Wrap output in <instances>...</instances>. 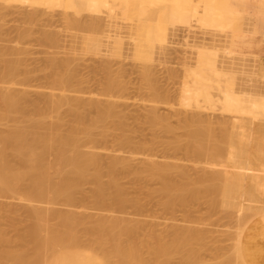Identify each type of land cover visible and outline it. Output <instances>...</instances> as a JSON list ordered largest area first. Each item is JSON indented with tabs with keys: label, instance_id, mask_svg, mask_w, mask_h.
<instances>
[{
	"label": "rangeland",
	"instance_id": "1",
	"mask_svg": "<svg viewBox=\"0 0 264 264\" xmlns=\"http://www.w3.org/2000/svg\"><path fill=\"white\" fill-rule=\"evenodd\" d=\"M194 1L192 9L202 11L204 0ZM217 1L220 4L222 0H214V8L221 12L220 24L216 28L206 27L211 28L210 31L201 29L198 22L191 21L190 27V24L180 20L175 22L177 25L168 24L165 14L167 15L173 7L171 0L153 1L150 4L152 14L149 20L141 18L148 4L147 0H117L120 8H113L115 11L119 10L114 15L111 14V18L107 16L109 5L102 7L100 12L78 8V13H74L65 0H57L54 5L46 6L0 0V73L5 71L6 61H18V72L13 79L11 90L24 94L23 102L26 107L25 114H12L0 120V132L11 128L15 123L22 124L27 117L35 116L36 106L44 112L46 121L55 123L59 130L65 133L75 121L80 120L88 124L97 115L98 109L89 104L90 101H98L100 107L112 103L115 115L111 116L110 120L107 118V121L98 123L91 129V134L89 131L86 133L88 135L79 132L78 143L83 146L82 149L94 145L99 152L102 169L99 183L104 186V198L114 202L118 189L125 196L121 208L115 204L100 206L94 183L89 180H83L80 188L73 192L74 201L70 206L60 197L53 205L47 203L46 197L28 203L20 200L18 193L0 190V230L7 239L4 245H15L18 242V234L35 221L30 212L31 208L46 213L47 208L52 206L48 216L50 224L61 227L63 222H68L78 236L83 234L86 227H94L101 222L111 232L126 230L128 234H134L135 238L146 240L144 242L152 247L169 245L170 251L167 249L168 254L165 256L168 264H221L226 259L235 263L230 246L238 225L227 217L234 215L231 209L227 210L223 206L214 208L205 198L186 203H166L163 195L157 191L160 185L158 180L149 178L148 172L142 170L145 165L142 161L147 154L159 162L178 163L186 169L190 179L208 174L210 170L215 169L214 166L217 170L224 166L233 170H236L237 165L246 166L247 160L231 164L224 158L220 163L222 165L216 164L217 166L213 165L215 162L211 157L205 156L195 161L191 155L187 157L183 148L170 145L176 138L184 145L185 128L181 125L186 123L184 120L189 121L187 119L198 115L202 120L200 126L209 128L227 151L239 149L238 151L241 150L247 155L246 151L251 150V144L261 136L258 130L260 128L257 127L259 122L264 123V120H261L264 115L260 117L261 114L259 116L257 113L255 118L251 117V113L239 115L224 103L220 104L222 94L216 85L224 88L231 79L232 84L229 83V86L232 85L230 88L233 94L248 97H243L247 98L246 107L255 97H264V33L261 34L257 29V17L264 19V0H224L231 10L220 7ZM128 4L132 8H129ZM135 6L136 9L133 8ZM186 12L187 9L183 6V14ZM93 17H96V20L92 19ZM71 18L74 21L77 18L78 25L71 24ZM90 18L94 22L98 20L100 26L89 25L93 22ZM155 27L165 28L167 36L162 46L153 37L146 36V30L153 32ZM145 40L147 46L140 49L139 42L144 43ZM96 41L101 44L100 50L88 49V43ZM201 47L206 49L198 51ZM210 47L218 49L216 63L219 65V72H223V75L220 74L221 77L217 78L218 82L210 77L208 82L205 81L209 93L212 94L211 104L201 102L200 110L181 105L180 90L185 85L193 84L194 73L201 72L198 52H212ZM59 72L66 74L65 79L68 82L63 97L78 98L87 102L80 105L77 113L69 110L68 103L61 105L57 110L48 106L50 92L57 90L53 80ZM2 80L6 81L8 78ZM108 80H112L115 85L106 93L104 87ZM192 86L194 85L190 87ZM151 112L165 116L166 122L173 128L172 132L166 133L162 130L163 127H160L161 124L152 127L148 121ZM57 115L60 117L58 120ZM191 116L193 117L190 118ZM256 118H260V121L255 120ZM224 129H229L233 141L226 143L228 140L220 138ZM116 153L128 159L130 168L127 165L123 168L117 166L115 172L106 170L110 159ZM47 159L51 161L53 156L49 155ZM8 161L11 165L18 166L16 157H9ZM87 174H92V171ZM180 176V172H173L169 179L177 182L181 180ZM112 179H115L117 186L109 185ZM192 185L194 184H191V187ZM193 187V190H197L202 189L204 185L198 183ZM22 191L24 189L20 190ZM242 199L244 197L241 192L239 200ZM246 203L244 205H248V202ZM251 203L253 204V201H250L249 205ZM62 215H67L68 220L62 218ZM258 217L264 219V213H259ZM115 220L117 225L111 226V222L115 223ZM88 237L92 239L86 234L81 236L83 244L88 242ZM172 241H176L173 247ZM89 243L90 240L88 244H82V247L80 245V248L72 246L69 251L56 246L57 249H54L57 251L52 252L54 256L50 253L53 256L51 257L48 253L45 262L48 264L49 260L51 264L54 258L60 259L65 251H97V246ZM99 252L91 253L97 257L102 255L103 258V254ZM162 257V261L165 260ZM118 259V256L112 257L109 264H117Z\"/></svg>",
	"mask_w": 264,
	"mask_h": 264
},
{
	"label": "bare ground",
	"instance_id": "2",
	"mask_svg": "<svg viewBox=\"0 0 264 264\" xmlns=\"http://www.w3.org/2000/svg\"><path fill=\"white\" fill-rule=\"evenodd\" d=\"M6 1L27 2L32 6H46L54 5L57 0ZM153 1L163 0H147L148 4H146L145 10L141 14V18L145 20L151 19L152 6L150 4ZM65 3H67V6L73 10L74 13H78V8L89 12H100L102 7L109 5L110 8H108V12H106L109 14L107 16L110 18L119 10L115 11L113 8L115 6L120 8V4L117 0H65ZM171 4L173 7L170 8L167 15L165 14L168 24H174L178 20L185 24H190L192 21L198 22L197 24L202 27L201 29L205 28L206 30H210L211 28H207L211 26L216 28L220 24L221 12L214 8V0H204V8L202 11H195L192 9L195 4L194 0H171ZM127 6L131 7L130 4ZM183 6L187 9L185 15L183 14ZM123 8L121 7V9ZM133 8L136 9L137 6ZM199 12H201V14H198ZM251 16L252 15H250V17ZM92 19L96 20V17H93ZM92 19L90 18V21ZM76 20L74 21L73 19L71 24L78 25L77 23L79 20L77 18ZM94 20H92L93 22L89 25H92L93 27L100 26V22L98 20L94 22ZM177 23L179 24V22ZM146 36L153 37L154 40H157L158 44L162 46L167 34L165 28L155 27L153 32L146 30ZM146 43V40L144 43L139 42L138 47L142 49V47L147 46ZM88 44V49L94 51L100 50L101 44L98 41ZM201 49L204 50L206 48L201 47L200 50H197L201 51ZM203 50L201 54L198 52V62L201 64V72L194 73L195 79H192L194 81L193 84H191L194 86L191 88L190 84H188L190 86L185 85L180 90L179 95L181 105L190 106L197 110H200L202 106L200 104L201 102L206 101L211 104L210 102L212 101V94L209 93V87H206L207 85H205V81L208 82V77L215 81L217 78L221 77V70L219 72V65L217 66L215 58L218 49L214 50L212 48V52ZM225 50L227 51V49ZM207 54H210V56H207ZM17 62L18 61H6L5 71L0 73V83H3L0 84V120L8 118L12 114H23L24 111H26L23 102L24 94H19L11 90L14 84L13 79L18 72L19 65ZM202 71L207 72L208 75H205V72L203 73ZM147 72H145L146 76H148L149 73ZM221 75H223V72ZM4 78H8V80H2ZM65 78L67 79L66 74L61 72L55 76L53 84L56 86L57 90L55 92H50L48 106L51 109L57 110L61 105L68 103L70 105L69 110H71L72 113H77L80 105H85L87 102L85 103V101L78 98L68 99L63 97L65 86L68 83ZM227 82L229 81L227 80ZM227 82H225V85ZM229 83H231V79ZM229 83L224 88L221 86L219 87V84L216 83L219 92L222 94L219 99L221 102L220 104L224 103L229 109L237 114L251 113L253 116H250L255 118L258 113L259 116L261 114L260 117H263L264 97L259 96L254 98L252 96L254 99L251 101L247 100V102L249 101L250 103L249 106L246 107V105H248L246 103L248 97L244 95L247 98H243L244 96L242 97L241 95L237 96L233 94V90H231L232 83L230 86ZM114 85L115 84L112 80H108L104 87L105 92L108 93ZM249 99H251V96ZM89 104L94 105L98 109L97 115L88 124L80 120L75 121L65 133L60 131L59 126L55 123L46 121L44 112L41 108L36 106V108L34 107V109H36L35 116L27 117L25 121L21 122L22 124H19L20 122L15 123L16 125L11 126L9 129L7 128L4 132L1 131L0 190L9 193H18V198L28 203L46 197L47 203L53 205L55 200L60 197L66 205L70 206L74 201L73 192L80 188L83 180H89L94 183L95 195L98 197L97 202L100 206L104 204H115L118 208H121L125 196L120 189H118L115 194L114 202L107 201V199L104 198V186L99 183L100 172L102 170L100 167L99 152H97L94 145L82 149L83 146L81 147L78 143L79 132L88 135L86 133L89 131L91 134V129L95 128L98 123L107 121V118L110 120L109 118L115 115L114 113L116 112H114V105L108 103L107 105L100 107L98 101H90ZM207 106L210 107L211 105ZM248 107H250V109H248ZM34 113L35 112L33 111V114ZM79 115L80 114H78V116ZM58 117L59 116L57 115L56 120L60 119V117ZM164 117L165 116L161 117L156 115L155 112H151L148 118L149 124L152 127L161 124L160 127H163L162 130L164 129L166 133L172 132L173 128L171 127V124L168 125L166 122L167 119ZM192 117L193 116L190 118ZM259 119L256 118L255 120ZM187 120L189 121L184 120L186 123L181 125L183 126V129L185 128L184 145H182L183 143L181 140L176 138L170 143L172 147L183 148L188 155L187 157L191 155V157H194L195 161L205 156L214 159L213 161L215 163L213 165H222L220 163L224 158L227 162H231V164L247 160L246 162L248 163L246 166L238 167L237 165L236 170L225 166L222 167V169L217 170L214 166L215 170L212 166L214 170H210L208 174H204L197 179H190L187 175L188 173L186 169L183 166L178 165V163L159 162L158 160H154L152 155L147 154L142 161V163L145 164H142L144 165L142 170L148 172L149 178L158 180L160 185L157 191L163 195L166 203H186L205 198L214 208L216 206H223L227 210L231 209L234 215L229 212L231 217L227 216V213L224 214V216L233 219L232 221H236V224L238 225L235 234L233 235V242L230 246L235 257L233 259L235 262L234 264H264V219L258 217L259 213H264V125H262L264 123H258L260 125L257 128H260L258 130H260L261 136H259L260 138H257L258 141L257 139L254 140L257 143L255 142L254 144H251L252 147L251 150L249 149L250 151L246 148L249 152L246 151L248 154L245 155L241 150L238 151L239 149L227 151V149L217 141V138L215 137L216 135L214 136L209 128H202L203 126H200L202 120L199 115L198 117L196 116ZM179 128L181 127L179 126ZM252 129L254 130V127ZM228 130L224 129V131H222L223 134L220 137L221 139L228 140L226 143H229L234 139L230 136L229 133L231 132ZM91 136L87 137L91 138ZM252 140L253 139H251V141ZM245 143H247V141ZM171 146L169 147L171 148ZM169 147L167 148L169 149ZM9 155L16 157L18 166H13V164L11 165V163H9V157H12ZM49 155L53 156V160L49 161L47 159ZM127 165L128 168H130L128 159L121 157L116 153L110 159V164L106 170L109 172H115V170L118 169L117 166L123 168L127 167ZM89 171H92V174L88 175L87 173ZM173 172H180V177H182L181 180L176 182L169 179ZM198 183H203L204 187L202 189L198 188L197 190H193V186ZM191 184H194L192 185L193 188L191 187ZM109 185L113 187L117 186L115 179H112ZM245 188L246 191H244ZM23 189L24 191L20 192V190ZM241 192L244 197V199H242L243 201L241 200L242 202L239 200ZM250 201H253V204L251 203V205H249ZM246 202H248V205H244V203L247 204ZM52 209L53 207L49 206L47 208L48 212L43 213L38 211L37 208H31L30 212L35 221L30 227L18 234V242L15 245H4L3 243L7 241L6 235L0 230V264H46V255L49 253L51 256L50 253L56 252V246H59V248L63 250H68L69 248L72 249V246H78V248L82 247L83 242L81 236L83 237L85 234L86 236H91L92 239L88 237V242L90 240L89 244H95L97 246V251H100L103 254V258L101 257L102 255L98 256L99 258L96 254L94 255V253L97 252L96 250L88 251V249L87 251L90 252L88 253L87 251L84 252L85 250L81 251V249H76L77 251L74 250L73 252L68 253L65 251L60 259H52L53 262L51 264H109L111 258L114 256H118L119 258L117 264H168L166 263L168 260H166L167 258H165V256L168 254V252L166 253V250H169V245L167 247L164 245L152 247L147 244V242H144L146 240L142 241L141 239L135 238V235H131L130 231V234H128V231L126 232V230L111 232L101 222L97 223L94 227H86L83 234L78 236L74 228L68 224V222H63L61 227H56L50 224L48 216ZM251 215L254 217H250ZM62 218L68 220L67 215H62ZM114 225H117L116 220L115 223L114 221L111 222V226ZM134 238L135 240H133ZM88 242L86 243L88 244ZM173 244H176V241H172V247ZM91 252L94 253L92 254ZM163 255L164 257H162ZM161 257L165 258V260L163 259L162 261ZM48 262L50 263L49 260ZM221 264H233V262L231 259H226L222 261Z\"/></svg>",
	"mask_w": 264,
	"mask_h": 264
},
{
	"label": "crops",
	"instance_id": "3",
	"mask_svg": "<svg viewBox=\"0 0 264 264\" xmlns=\"http://www.w3.org/2000/svg\"><path fill=\"white\" fill-rule=\"evenodd\" d=\"M241 1V0H240ZM243 1V0H242ZM218 3V1H217ZM219 4V3H218ZM220 7L231 10L226 1L222 0L219 4ZM257 29L258 31L263 34L264 33V19L262 17H257Z\"/></svg>",
	"mask_w": 264,
	"mask_h": 264
}]
</instances>
